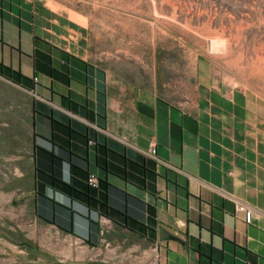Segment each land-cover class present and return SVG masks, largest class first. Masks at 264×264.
I'll list each match as a JSON object with an SVG mask.
<instances>
[{"label":"crops","instance_id":"obj_1","mask_svg":"<svg viewBox=\"0 0 264 264\" xmlns=\"http://www.w3.org/2000/svg\"><path fill=\"white\" fill-rule=\"evenodd\" d=\"M0 82L30 99L20 132L31 153L34 145L50 148L59 133L51 117L61 113L95 131L109 150L73 139L75 149L86 151L91 173L153 207L157 264H264V99L215 77L205 55L145 71L144 50L101 42L91 50L80 14L0 0ZM153 145L156 159L145 154ZM99 159L115 168L104 172ZM30 167L35 195L33 155ZM238 202L252 208L249 222ZM109 221L112 238L126 232L145 240ZM65 225L89 239L87 219L69 216ZM90 239L96 247L100 235Z\"/></svg>","mask_w":264,"mask_h":264},{"label":"rangeland","instance_id":"obj_2","mask_svg":"<svg viewBox=\"0 0 264 264\" xmlns=\"http://www.w3.org/2000/svg\"><path fill=\"white\" fill-rule=\"evenodd\" d=\"M39 1L83 16L91 50L100 42L144 50L150 72L158 62L205 55L215 77L264 99V0ZM29 104L0 82V264H157L151 242L126 232L112 238L116 227L106 217L99 218L102 232L93 247L37 215L30 137L20 132L30 120L21 109Z\"/></svg>","mask_w":264,"mask_h":264},{"label":"trees","instance_id":"obj_3","mask_svg":"<svg viewBox=\"0 0 264 264\" xmlns=\"http://www.w3.org/2000/svg\"><path fill=\"white\" fill-rule=\"evenodd\" d=\"M86 118L90 120L89 115H86ZM51 120L59 133L54 132L48 140L50 148L38 145L33 147L37 215L73 234L74 230L70 225H65L67 217L87 219L89 239L87 238L86 242L91 246L95 245L90 238L100 235V217H106L137 237L153 241L156 231L154 225L150 224L154 222L153 207L111 185L103 177H97V186L90 185L88 177L91 172L87 167L86 151L84 154L78 152L73 139L85 145L94 144L99 152L109 150L106 144L98 141L91 127L63 113L59 119L51 117ZM115 154L118 159L124 160L123 155L116 152ZM63 166L68 167V178L63 174ZM98 166L108 172L112 165L105 159H99ZM120 172L125 173L124 168ZM49 191L62 194L71 204L58 203L48 195ZM73 205L82 207L85 213L74 209ZM144 211L148 213L146 217Z\"/></svg>","mask_w":264,"mask_h":264},{"label":"built area","instance_id":"obj_4","mask_svg":"<svg viewBox=\"0 0 264 264\" xmlns=\"http://www.w3.org/2000/svg\"><path fill=\"white\" fill-rule=\"evenodd\" d=\"M145 154L153 159H156V154H155V147L154 145L148 149ZM88 183L92 186H97L98 185V179L97 176L94 173H90L88 177ZM236 209L238 211H243L246 216V221H250L251 216H252V208L246 205L245 203L238 202L236 204Z\"/></svg>","mask_w":264,"mask_h":264},{"label":"water","instance_id":"obj_5","mask_svg":"<svg viewBox=\"0 0 264 264\" xmlns=\"http://www.w3.org/2000/svg\"><path fill=\"white\" fill-rule=\"evenodd\" d=\"M65 264H80L78 262H68V263H65Z\"/></svg>","mask_w":264,"mask_h":264}]
</instances>
